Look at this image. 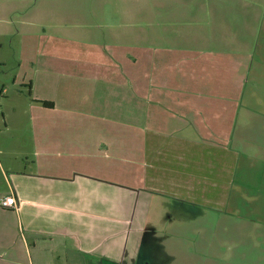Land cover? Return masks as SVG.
<instances>
[{"label": "crops", "instance_id": "0c3cea01", "mask_svg": "<svg viewBox=\"0 0 264 264\" xmlns=\"http://www.w3.org/2000/svg\"><path fill=\"white\" fill-rule=\"evenodd\" d=\"M17 1L0 0V37L21 36L19 91L0 94L11 101L0 108V200L18 202L0 206V253L26 264H264L260 36L173 34L157 21L134 44L101 25L109 35L44 46L19 77L28 31L11 30L10 16L33 14ZM95 1L87 13L98 18ZM247 94L255 107H242Z\"/></svg>", "mask_w": 264, "mask_h": 264}, {"label": "rangeland", "instance_id": "374dc122", "mask_svg": "<svg viewBox=\"0 0 264 264\" xmlns=\"http://www.w3.org/2000/svg\"><path fill=\"white\" fill-rule=\"evenodd\" d=\"M78 1L80 2L78 3ZM93 1L95 0H26L23 4L18 0L15 3L17 11H21L22 8L26 10L31 8L33 14L28 12L27 15H21L15 11V16L13 14L10 16L12 23H14L9 24L11 30L17 28L18 31H26V29L28 31V35L22 37L24 39L22 44L27 48L25 49L26 52L24 53L23 50L21 54L24 63L18 72L20 73L19 77H22L23 74L26 76V72L29 76L32 74L31 69H29L30 62H35L37 55H42L40 51L44 46L46 47L45 52L48 49L58 48L61 51H67L69 48L81 44L73 43L74 37L80 38L81 36L82 38L84 36L89 39V33L91 35L92 31L102 34L104 37L109 35L104 31L107 29H102L101 25L119 33L124 30L128 31L129 41L134 44L135 36L137 41V36L142 30L159 32L158 27L153 25L157 21L170 23L171 25L165 24L166 26L163 28L173 34L185 33L187 30L188 32L197 31L201 36L206 37L214 34L213 32L221 35L233 32L238 36L241 34V42L247 38L253 39L260 36L259 42L264 43V0H96L95 9L99 13L98 18L87 13ZM75 9H79V13L74 11ZM38 16H42L44 19L37 20L35 17ZM63 18L65 20H62ZM100 18L102 20H99ZM28 23L33 24L24 25ZM1 28H5L4 23H0ZM73 31L74 34H72ZM20 37L17 35L16 44L15 40L14 43L7 42L8 39H14L9 35L7 38L0 37V41L3 43L0 49V57L4 59L3 61L0 60V94L1 87L8 89L7 95L9 96L19 91V86L12 85V79L18 68L15 59L20 56L15 51L17 55L13 58V48L19 45ZM85 38L82 40L87 41ZM36 49L38 50L37 53ZM260 75L264 76V70L260 71ZM252 76L253 71L249 78ZM248 95L245 98L242 97L243 108H253L256 105V102L253 101L256 99ZM10 102L8 99L5 100L3 95H0V108L5 107L8 110V103ZM257 108H264V105H257ZM21 114L16 117L19 125L22 121L21 126L24 129L27 123L25 122L26 115L22 114L21 116ZM2 124L3 119L0 113L1 129H3ZM7 132L1 131L0 133V141L2 140L3 144H7L9 141V132ZM3 154L0 153V158ZM4 190H6L5 187ZM245 213L247 212L242 211L241 216L249 215ZM196 231L194 227L187 233L194 238L199 237L200 235ZM213 232V230H208L207 238L210 241L214 238ZM225 233L227 237L232 233V230H226ZM20 255L15 254L18 259L15 260L17 263H13L14 260L10 262L9 257L11 256L0 253V264H26L25 260H19V258L21 259Z\"/></svg>", "mask_w": 264, "mask_h": 264}, {"label": "built area", "instance_id": "2783aa9c", "mask_svg": "<svg viewBox=\"0 0 264 264\" xmlns=\"http://www.w3.org/2000/svg\"><path fill=\"white\" fill-rule=\"evenodd\" d=\"M0 206L7 209H17L18 202H16L12 194H8L0 200Z\"/></svg>", "mask_w": 264, "mask_h": 264}]
</instances>
